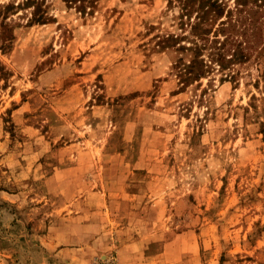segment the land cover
<instances>
[{"label":"rangeland","instance_id":"obj_1","mask_svg":"<svg viewBox=\"0 0 264 264\" xmlns=\"http://www.w3.org/2000/svg\"><path fill=\"white\" fill-rule=\"evenodd\" d=\"M40 2L0 0V264H264V39L184 84L178 3Z\"/></svg>","mask_w":264,"mask_h":264},{"label":"trees","instance_id":"obj_2","mask_svg":"<svg viewBox=\"0 0 264 264\" xmlns=\"http://www.w3.org/2000/svg\"><path fill=\"white\" fill-rule=\"evenodd\" d=\"M229 1L169 0L171 4L180 6V24L184 32L170 34L165 41L174 44L180 39H188L190 43L183 42L179 48L193 53L189 62L178 64L184 84L214 70V64L224 69L247 61L250 57L247 50L251 46L247 44L263 42L264 9L261 7L264 0H234V5ZM37 3L40 9V0ZM44 15L42 13L38 19L43 21Z\"/></svg>","mask_w":264,"mask_h":264}]
</instances>
